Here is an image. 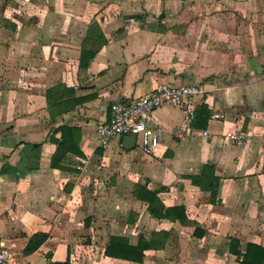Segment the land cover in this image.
<instances>
[{"label":"crops","instance_id":"obj_1","mask_svg":"<svg viewBox=\"0 0 264 264\" xmlns=\"http://www.w3.org/2000/svg\"><path fill=\"white\" fill-rule=\"evenodd\" d=\"M184 83L203 87L194 134L165 104L155 152L98 144L113 102ZM112 236L147 243L143 260L107 255ZM248 244L264 264V0H0V248L18 264H248Z\"/></svg>","mask_w":264,"mask_h":264},{"label":"built area","instance_id":"obj_2","mask_svg":"<svg viewBox=\"0 0 264 264\" xmlns=\"http://www.w3.org/2000/svg\"><path fill=\"white\" fill-rule=\"evenodd\" d=\"M203 92V87L198 84H159L151 91L131 99L115 101L111 104L112 115L110 121L99 125L98 144L106 146L116 136L136 134L139 146L145 153L156 151L162 129L149 125L153 113L159 107L170 104L181 108L184 112L181 123L175 128L174 133L179 137L194 134L190 124L196 114V97ZM224 115L213 112L211 120H220ZM207 134V131H204ZM226 136L233 143H240L246 138L242 131H228ZM0 264H18V255L7 246L0 248Z\"/></svg>","mask_w":264,"mask_h":264},{"label":"trees","instance_id":"obj_3","mask_svg":"<svg viewBox=\"0 0 264 264\" xmlns=\"http://www.w3.org/2000/svg\"><path fill=\"white\" fill-rule=\"evenodd\" d=\"M62 145V144H61ZM147 201L149 204V210L152 214H157L161 217L169 215V212L163 213L162 210L164 208V204L159 202L158 197L154 192L146 191ZM159 203V204H158ZM156 205H159L160 212L156 211ZM47 239L46 233H36L34 234L28 241L25 252L30 253L36 250L45 240ZM149 245L143 241H140L137 245L129 244L128 240L121 236H112L110 239V243L107 245L105 253L109 256L125 258L128 260H133L137 262H141L144 258V250L147 249ZM263 253L260 256L259 260L262 262L264 260V249H262ZM253 245L248 244V248L244 255L243 262L247 259V263L254 260Z\"/></svg>","mask_w":264,"mask_h":264},{"label":"water","instance_id":"obj_4","mask_svg":"<svg viewBox=\"0 0 264 264\" xmlns=\"http://www.w3.org/2000/svg\"><path fill=\"white\" fill-rule=\"evenodd\" d=\"M137 143V135L136 134H130L126 135L124 138V146L126 148H133Z\"/></svg>","mask_w":264,"mask_h":264}]
</instances>
